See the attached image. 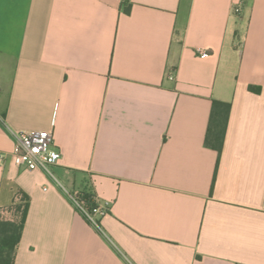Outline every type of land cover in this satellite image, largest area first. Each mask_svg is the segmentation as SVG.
Segmentation results:
<instances>
[{"label": "crops", "instance_id": "obj_1", "mask_svg": "<svg viewBox=\"0 0 264 264\" xmlns=\"http://www.w3.org/2000/svg\"><path fill=\"white\" fill-rule=\"evenodd\" d=\"M32 130L52 174L10 157ZM0 151V207L30 197L15 264H264V0H0Z\"/></svg>", "mask_w": 264, "mask_h": 264}, {"label": "trees", "instance_id": "obj_2", "mask_svg": "<svg viewBox=\"0 0 264 264\" xmlns=\"http://www.w3.org/2000/svg\"><path fill=\"white\" fill-rule=\"evenodd\" d=\"M231 107L230 102L213 100L206 143L217 150L219 155L225 143ZM75 196L91 212L98 205L95 194L89 189L78 192ZM29 206V195L19 191L12 205L0 207V264H15Z\"/></svg>", "mask_w": 264, "mask_h": 264}, {"label": "built area", "instance_id": "obj_3", "mask_svg": "<svg viewBox=\"0 0 264 264\" xmlns=\"http://www.w3.org/2000/svg\"><path fill=\"white\" fill-rule=\"evenodd\" d=\"M235 13L242 10V1L233 6ZM201 54L206 55L207 51L201 50ZM173 79L174 75H169ZM15 145L10 157L18 167L41 170L52 174V168L58 164L61 153L55 146V136L51 131H18L14 132ZM8 154L0 151V164H4ZM77 207L87 216V218L97 227H100L99 217L108 213L109 202L98 204L91 212L80 204L75 194L70 195Z\"/></svg>", "mask_w": 264, "mask_h": 264}]
</instances>
